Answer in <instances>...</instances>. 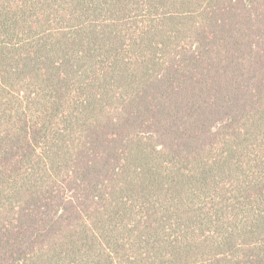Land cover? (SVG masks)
Returning a JSON list of instances; mask_svg holds the SVG:
<instances>
[{
	"label": "trees",
	"instance_id": "obj_1",
	"mask_svg": "<svg viewBox=\"0 0 264 264\" xmlns=\"http://www.w3.org/2000/svg\"><path fill=\"white\" fill-rule=\"evenodd\" d=\"M0 264H264V0H0Z\"/></svg>",
	"mask_w": 264,
	"mask_h": 264
}]
</instances>
